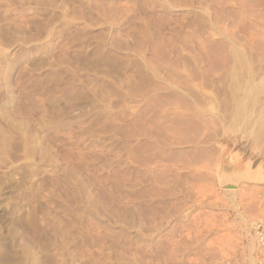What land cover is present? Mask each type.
Segmentation results:
<instances>
[{"label": "rangeland", "instance_id": "374dc122", "mask_svg": "<svg viewBox=\"0 0 264 264\" xmlns=\"http://www.w3.org/2000/svg\"><path fill=\"white\" fill-rule=\"evenodd\" d=\"M258 220L264 0H0V264H264Z\"/></svg>", "mask_w": 264, "mask_h": 264}, {"label": "built area", "instance_id": "2783aa9c", "mask_svg": "<svg viewBox=\"0 0 264 264\" xmlns=\"http://www.w3.org/2000/svg\"><path fill=\"white\" fill-rule=\"evenodd\" d=\"M250 233L254 247L264 259V220H258L251 223Z\"/></svg>", "mask_w": 264, "mask_h": 264}, {"label": "water", "instance_id": "95a60500", "mask_svg": "<svg viewBox=\"0 0 264 264\" xmlns=\"http://www.w3.org/2000/svg\"><path fill=\"white\" fill-rule=\"evenodd\" d=\"M223 188H235L236 187V183H225L221 185Z\"/></svg>", "mask_w": 264, "mask_h": 264}, {"label": "bare ground", "instance_id": "6f19581e", "mask_svg": "<svg viewBox=\"0 0 264 264\" xmlns=\"http://www.w3.org/2000/svg\"><path fill=\"white\" fill-rule=\"evenodd\" d=\"M227 179H229V176L227 177ZM234 188H229L228 190H233Z\"/></svg>", "mask_w": 264, "mask_h": 264}]
</instances>
